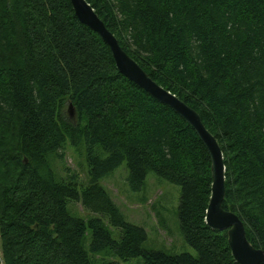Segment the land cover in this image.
Segmentation results:
<instances>
[{
    "label": "trees",
    "instance_id": "1",
    "mask_svg": "<svg viewBox=\"0 0 264 264\" xmlns=\"http://www.w3.org/2000/svg\"><path fill=\"white\" fill-rule=\"evenodd\" d=\"M86 1L122 49L200 115L223 153L222 207L264 249V0ZM66 143L83 145L86 183L54 170ZM123 162L133 191L149 172L180 186L179 228L196 257L142 247L144 229L100 184ZM211 182L196 131L117 70L70 0H0V264H238L226 230L205 222ZM106 254L118 260L97 258Z\"/></svg>",
    "mask_w": 264,
    "mask_h": 264
},
{
    "label": "rangeland",
    "instance_id": "2",
    "mask_svg": "<svg viewBox=\"0 0 264 264\" xmlns=\"http://www.w3.org/2000/svg\"><path fill=\"white\" fill-rule=\"evenodd\" d=\"M67 118L76 122L75 111L65 112ZM63 158H53L52 166L59 176L75 173L78 182L88 180V167L85 160V149L81 146H64ZM68 168V170H66ZM125 163L120 164L114 171L100 180V184L117 205L123 218L132 224L140 226L146 233L142 243L145 250H160L169 255L189 253L197 256V252L183 238L178 222L177 210L180 198V186L159 177L155 172H149L141 188L137 191L130 189L127 181ZM68 208L77 216L84 218L92 214L86 212L78 202H69ZM112 238H119V230L105 223ZM90 233L86 236L89 237ZM88 242V241H87ZM1 255V251H0ZM97 258L118 260L113 254L98 255ZM118 264H143L141 257Z\"/></svg>",
    "mask_w": 264,
    "mask_h": 264
},
{
    "label": "water",
    "instance_id": "3",
    "mask_svg": "<svg viewBox=\"0 0 264 264\" xmlns=\"http://www.w3.org/2000/svg\"><path fill=\"white\" fill-rule=\"evenodd\" d=\"M79 21L95 31L108 45L117 70L159 102L169 106L196 131L206 146L211 160V191L205 211V222L214 230H226L233 259L238 264H264V249L254 247L247 239L242 220L222 207L225 194V165L222 150L215 137L205 128L200 115L175 94L155 82L120 46L117 38L104 25L86 0H70ZM69 113L73 107L68 105ZM26 162V158H24Z\"/></svg>",
    "mask_w": 264,
    "mask_h": 264
}]
</instances>
